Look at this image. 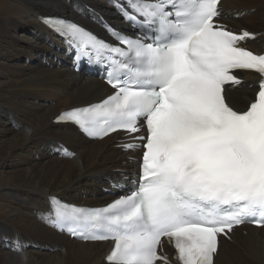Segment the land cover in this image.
I'll return each instance as SVG.
<instances>
[{
	"label": "snow or ice",
	"instance_id": "6c2138e0",
	"mask_svg": "<svg viewBox=\"0 0 264 264\" xmlns=\"http://www.w3.org/2000/svg\"><path fill=\"white\" fill-rule=\"evenodd\" d=\"M220 0H127L118 11L136 30L117 34L122 47L61 18L45 23L82 54L106 64L116 90L102 102L64 113L91 138L124 130L145 135L138 180L103 208L51 198V223L88 241L111 240L108 264H168L158 253L173 244L180 264H214L218 236L235 226L264 227V54L240 46L254 39L217 18ZM236 70L259 74L245 111L227 102ZM133 151L135 144H126Z\"/></svg>",
	"mask_w": 264,
	"mask_h": 264
},
{
	"label": "bare ground",
	"instance_id": "6f19581e",
	"mask_svg": "<svg viewBox=\"0 0 264 264\" xmlns=\"http://www.w3.org/2000/svg\"><path fill=\"white\" fill-rule=\"evenodd\" d=\"M111 1L95 0L103 6L98 9L88 0H64L70 11L65 7L53 11L50 6L54 5L49 0H0V48L5 52L4 57L7 60L19 57V50L13 47L12 34L21 26L36 29L42 40L39 47H43L38 53L30 51L32 59L41 58L42 66L38 61L31 67L25 64L20 68L14 66L13 71H5L0 82V91L4 93L0 92V101L7 104H0V115L10 108L15 112V120L23 125L19 134L14 136L9 135L11 130L4 128L0 121V135H9L0 139V164L13 158L17 161L15 169L24 165L11 175L0 170V217L10 224L0 219V264H105L102 262L110 246L83 244L54 230L50 222L53 218L50 216V200L55 197L70 205L102 206L108 202L110 191L129 182L134 170L129 161L133 160V154L118 152V144L114 141L116 135L100 141L85 140L69 123L54 122L61 113L98 102L111 91L94 76L74 72L72 54L63 37L45 20L61 18L96 29L97 34L98 31L104 34L102 23L105 21L130 29L119 19ZM219 9L221 23L236 33L247 31L253 34L254 39H246L253 50L259 52L264 48V0H225ZM62 47L67 59L58 61L59 57L63 59ZM55 59L57 63H54ZM45 62L53 66L47 67ZM4 65L13 67L8 63ZM242 80L244 82L226 98L236 111L253 101L260 83V77L251 74H245ZM41 87L52 93V97L40 94L36 100L50 103V106L58 103V107L32 104L33 99L28 93ZM236 94L246 96L237 102L241 107H237L236 97L231 98ZM56 132L57 135H53ZM38 137L44 144L37 149L35 139ZM54 149L57 156L51 155ZM35 155L41 157L39 163L32 160ZM73 185L72 190L80 187V195L74 198L63 196ZM32 233L40 235V239ZM218 248L214 264H264V227L242 226L234 230L229 239H220ZM43 249H56V252H43Z\"/></svg>",
	"mask_w": 264,
	"mask_h": 264
},
{
	"label": "rangeland",
	"instance_id": "374dc122",
	"mask_svg": "<svg viewBox=\"0 0 264 264\" xmlns=\"http://www.w3.org/2000/svg\"><path fill=\"white\" fill-rule=\"evenodd\" d=\"M88 2L91 3L93 6H95L98 9H100V7H103V6L98 5L95 2V0H88ZM49 3L52 4V5H54V6H50L51 8H54L53 11L60 10L61 7H65L67 11H70L69 6L65 4L64 0H49ZM56 6H58V7H56ZM82 6H85V4H82ZM32 8H35V7L33 6ZM87 11H89V10L87 9ZM103 20H104V17H103ZM37 32L38 31L36 29H29V28H24V27L21 26L18 30H16L12 34V39L15 41V45L13 47L15 49L19 50V57L17 59H8L7 60L4 57V54H5L4 50H2V48H0V82H1L2 76H4L5 71H13L15 69L14 66L20 68V66H22L23 64H25L26 66L31 67L32 65L35 64L36 61H38L39 62V65L42 66L41 63H40L41 58L32 59L31 58V54H30V51L37 52V51H39L40 49L43 48V47H39L40 46V43L42 42V40L39 37V35L37 34ZM29 42H31V43H29ZM59 42H62V41L59 39ZM4 46H7V45L4 44ZM15 49H13L12 51L15 52L16 51ZM55 49H56V47H55ZM61 55H63V59L59 57L58 61H64V60L67 59L66 56H65L63 47L61 48ZM53 57L56 58L57 56L54 55ZM6 63L11 64L13 67L5 66L4 64H6ZM45 63H46V66L47 67L53 66L52 64H50V62H45ZM54 63H57V60L56 59L54 60ZM8 77L11 78L12 75H8ZM243 90H246V89H243ZM247 91H248V95H249L250 94V91L249 90H247ZM0 92H1L2 95H4L3 91H0ZM28 94L30 95V98L33 99L32 104L35 105V106L40 105V106H44L45 108H47V107H58L59 106L58 103H57L56 106H52V105L50 106L49 105L50 103L49 104H44V103H40V102H38L36 100L37 95H40V94H46V95L49 96V98L52 97V93L48 92L46 90V88L41 87L38 90H34V92H29ZM234 97H236V98L234 99ZM245 97L246 96H243V95H240V94H236V95L231 96V98H233L234 100H237L236 101V104H237V102L243 100ZM0 104L1 105H7L3 101H0ZM237 107H241V106L239 104H237ZM14 113L15 112L12 111L9 108V110L4 111L0 115V121H2L4 123V128H8V129L11 130V133L9 135L12 134L14 136H17L19 134V131L23 128V125L21 123H18L15 120ZM3 116L5 117V120H3ZM6 117H7V119H6ZM45 133H48V132H45ZM9 135H3V136L0 135V139L1 138L8 137ZM53 135H57V132L54 133ZM40 138L41 137H38V138L35 139V141L38 142L37 149L40 148V147H43V144H44V142ZM41 151H46V150H43L42 149ZM29 153H31V152H29ZM45 154H46L45 156H49L47 153H45ZM51 155L57 156V151L54 149L53 150V154L51 153ZM40 158L41 157H38L37 155H35L32 160L35 161L36 163H39L40 162L39 161ZM16 163H17V161H14V159L12 158L10 160V162L9 161H6L4 163H1L0 164V170L1 171H4L5 174H7V175H11L14 170L24 168V165H22V167L15 169ZM10 164H13V166H10ZM74 186L75 185H73L72 187H70L68 189V191L64 192L62 195L65 196V197H70V198H74L75 196L80 195V192H79L80 187L78 186L74 190H72V188ZM35 198H38V197H35ZM16 199L19 202H21L19 198L16 197ZM0 219L1 220H4L7 224H9L4 218L0 217ZM32 234L35 235L37 238L40 239V237H38L40 235L35 234V233H32ZM49 250L50 251H48L46 249H43L42 251L43 252H47L48 251L49 253L56 252V249H49ZM40 253H42V252H40Z\"/></svg>",
	"mask_w": 264,
	"mask_h": 264
}]
</instances>
